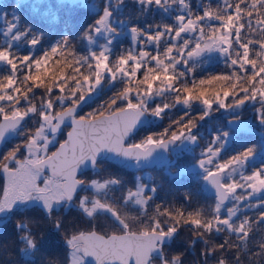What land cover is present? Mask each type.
<instances>
[{"label": "snow or ice", "instance_id": "obj_1", "mask_svg": "<svg viewBox=\"0 0 264 264\" xmlns=\"http://www.w3.org/2000/svg\"><path fill=\"white\" fill-rule=\"evenodd\" d=\"M93 9L81 53L68 34L45 48L44 31L0 17V225L12 221L0 264H186L172 253L185 229L188 250L200 248L194 264H264V132L222 159L237 141L217 127L195 163L175 173L200 170L214 192L207 207L192 208L199 193L190 190L180 206L155 203L161 184L136 176L129 186L108 168L139 170L175 148L194 153L198 121L213 112H229L231 129L251 103L264 128V0L196 9L192 0H98ZM121 38L128 46L114 51ZM213 53L226 71L197 76ZM105 82L112 94L85 112ZM177 105L186 109L179 119L135 138ZM52 230L64 252L48 259Z\"/></svg>", "mask_w": 264, "mask_h": 264}, {"label": "trees", "instance_id": "obj_2", "mask_svg": "<svg viewBox=\"0 0 264 264\" xmlns=\"http://www.w3.org/2000/svg\"><path fill=\"white\" fill-rule=\"evenodd\" d=\"M88 0H81L77 3H68L64 0H0V17L6 15L9 20L12 19L13 14L19 15L21 24L32 25L34 28L38 30H42L45 32V37L43 40V47L47 48L50 43L54 42L56 39H59L62 34H68L71 37V42L75 47V50L78 53L85 51L86 42L80 39L84 27L90 24L94 17L95 12L93 6L98 2V0H94L93 5L89 8L86 6L85 2ZM209 0H192L193 8L196 9V6L203 3L207 4ZM217 0H212V6L215 7ZM159 17L157 16V19ZM4 27L3 20L0 19V43H3V34L2 30ZM124 40V43H120L117 41V48L114 51H118L127 47L129 41L127 38H121ZM100 43L103 41L100 40ZM23 51H27L25 47L22 49ZM205 62H208L206 64ZM199 68H197V76L207 75V74H219L226 71L225 65L223 63V58L219 60L217 57L207 59ZM71 70L69 69V72ZM83 71V69H82ZM159 82H157L158 84ZM112 94L109 86L105 82L102 84L101 89H98V94H93V100L88 102L84 107V111L87 112L96 108L100 102H104L108 99V97ZM174 97H167V102L172 103ZM157 102H160V98L157 99ZM181 105H177V107L166 110L167 117L164 120H156L155 123L148 127H142L136 133V139L139 140L143 136L150 134L151 132L162 131L164 127L170 123L171 119H179L180 116L184 114L183 109L179 108ZM215 107V106H214ZM243 110V115L241 114V120L246 121L247 117L251 116L252 118L257 120V116L254 110V107L251 103L247 104ZM255 107H259L256 105ZM220 112H213L209 118H205L206 121L202 122L203 126L198 128L202 129V133L199 135L202 137L200 140V146L195 148V152L190 151H179L174 154V149L169 151L168 159L171 162H163L159 165H156L152 169H147L143 171H127L123 168H119L114 164H108V168L111 171L119 176L122 180H124L129 186H132L135 181L136 176H142L143 174H148L147 179L144 181L149 182V178H152L153 182H157L162 185V187L158 191V195L156 197L155 203L163 204H175V206H180L184 203L183 193L185 191H192L193 193H199V195H194L192 208L197 206L207 207L208 205H212L214 203V196L210 193H206V191H202L200 186L199 172L189 173L186 172L183 175L176 177L175 173L183 168L184 166H191L195 163V157L199 156L200 151L206 147L207 143L210 141L209 132L207 131V127H209V123L214 124V120H222L225 126V130L231 131L233 133V139L237 141L236 144H230L228 149L221 154L222 159H227L229 156L235 154L238 144L244 143L251 145L252 143L259 140L255 134H252L251 127L248 126V130L245 132H236L232 131L226 123L232 119V115L229 113L228 116L221 117ZM194 115L197 112L193 113ZM187 119V117H185ZM221 126V125H219ZM250 129V130H249ZM236 133V136H234ZM62 140L63 137L61 136ZM176 149V148H175ZM170 163V164H169ZM169 164V165H167ZM251 169H249L250 171ZM171 173V174H170ZM89 175H93L89 172ZM3 176L0 174V186L3 184L2 180ZM121 211H125L121 209ZM152 209H149L151 212ZM134 214V212L132 213ZM252 215L251 212L248 213ZM226 215V214H225ZM75 216V212L73 211V215L69 216L68 219H73ZM110 221V220H109ZM106 218H100L97 223L103 225L104 230L112 231L114 230L111 224L106 226L109 222ZM88 221L82 222V227L86 228ZM12 227V221H9L5 225H0V241H2L3 237L6 235H10ZM257 238H259L260 233H257ZM191 238V233H189L186 229L182 232L181 235V243L173 246L172 253H184V258L186 264H194V262L199 258L200 248L196 247L194 251L188 250V245L183 243ZM217 241L222 242L223 234L216 237ZM46 256L48 259H55L59 256L63 255L64 247L62 241V234H57L54 230L49 232V239L45 243L44 249Z\"/></svg>", "mask_w": 264, "mask_h": 264}, {"label": "rangeland", "instance_id": "obj_3", "mask_svg": "<svg viewBox=\"0 0 264 264\" xmlns=\"http://www.w3.org/2000/svg\"><path fill=\"white\" fill-rule=\"evenodd\" d=\"M94 0H88L87 2H85V4H86V6H88L89 8L93 5V2ZM3 28V27H2ZM3 41L5 40V38H4V36H3V39H2ZM211 57L212 58H214V57H217L219 60H221L222 59V57H220V56H218L217 54H215V53H213V54H211ZM206 64H208V62H205ZM93 94H95V93H93ZM92 94V95H93ZM101 103H103V102H100L99 104H101ZM179 108H181V109H183V110H185L186 111V109L181 105ZM246 108V107H245ZM90 111V110H89ZM243 113V112H242ZM220 115H221V117H226V116H228V114H229V112H226V111H224V110H221L220 111V113H219ZM243 115V114H242ZM207 118H209V117H207ZM247 120H248V126L249 127H251V131H252V134H255V136L256 137H258V138H260V133L261 132H264V128H262L261 126H260V124H259V122H258V119L256 120V119H254V118H252L251 116H249V117H247L246 118ZM204 121H206V120H203V121H198V124H199V127L200 126H203V123L202 122H204ZM214 122V126H215V128L216 127H220L219 125H221V126H223L224 128H225V126H224V123H223V121L222 120H214L213 121ZM208 126H212V124H211V122L209 123V125ZM225 130V129H224ZM195 131H197L198 132V134H200V133H202V129L201 128H198L197 130H195ZM207 131H209V129H207ZM230 131V130H229ZM231 132V131H230ZM234 136H236V133H234ZM179 151H181V149H179V148H176V149H174V154H176L177 152H179ZM166 162H171V161H169V159L166 161ZM165 162V163H166ZM170 164V163H169ZM169 164H167V165H169ZM182 169V168H181ZM200 170L198 169V168H196L195 170H194V172H199ZM184 173H186V172H183V174ZM183 174H180V175H174V176H176V177H179V176H181V175H183ZM142 177H143V179H147V177H148V174H143L142 175ZM93 178H95L94 176H93ZM2 180L4 181V178H2ZM199 182H200V186H201V188H202V191H206V189H205V185H204V182L202 181V180H199ZM237 192L239 193V192H241V190L240 189H238L237 190ZM206 193L208 194L209 192H207L206 191ZM89 195H91V193H89ZM226 214V213H225ZM101 218H103V217H101ZM83 221L84 222H86V221H88L87 220V218H84L83 219ZM109 221V220H108ZM109 224H111V221H109L107 224H106V226H108ZM111 226H112V224H111Z\"/></svg>", "mask_w": 264, "mask_h": 264}, {"label": "water", "instance_id": "obj_4", "mask_svg": "<svg viewBox=\"0 0 264 264\" xmlns=\"http://www.w3.org/2000/svg\"><path fill=\"white\" fill-rule=\"evenodd\" d=\"M64 1H66L68 3H77V2H79L81 0H64ZM228 122L226 123L227 126H228ZM241 122L242 123L238 122L237 124H233L231 129L236 131V129L239 128V131H237V132H245V131H247L248 130V123L246 121H244V120H241ZM170 152H171V150H170ZM168 155H169V152L161 153L160 156L157 159H155L151 164L145 165L143 168H141L139 170H137L134 167H123V166H119V165H116V164H114V165L119 167V168H123V169H125L127 171H130V172H132V171H143V170H147V169H152L156 165H159V164L165 162L168 159ZM205 187L214 196L213 190H211L206 185H205Z\"/></svg>", "mask_w": 264, "mask_h": 264}, {"label": "flooded vegetation", "instance_id": "obj_5", "mask_svg": "<svg viewBox=\"0 0 264 264\" xmlns=\"http://www.w3.org/2000/svg\"><path fill=\"white\" fill-rule=\"evenodd\" d=\"M207 129H209V131H208V132H209V138H208V139L211 140V134L214 133V132L216 131L217 127L215 128V126H214L213 123H212V126H211V127H210V126L207 127ZM204 185H205V184H204ZM205 189H206V188H205ZM206 191L208 192L207 189H206ZM210 194H211V193H210Z\"/></svg>", "mask_w": 264, "mask_h": 264}]
</instances>
